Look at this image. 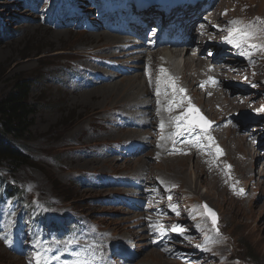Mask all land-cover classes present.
I'll list each match as a JSON object with an SVG mask.
<instances>
[{"label": "rangeland", "instance_id": "rangeland-1", "mask_svg": "<svg viewBox=\"0 0 264 264\" xmlns=\"http://www.w3.org/2000/svg\"><path fill=\"white\" fill-rule=\"evenodd\" d=\"M110 1L120 7L112 11L102 7L98 0H71L72 14L59 7L61 0H30L28 3L0 0V21L9 29L8 34L0 36V97L13 90L16 83L29 82V102L36 110L33 125L20 143L29 162L16 169L0 167V183L4 177L14 192L21 191L22 195L4 197L0 191V264H37V261L39 264H87L90 253L96 259L90 264H98V252L90 249L86 240L88 228L104 235L134 233L132 244L138 245L134 253L139 254L136 259L145 264H231V260H238V264H264V194L255 184L264 179V50L241 55L248 53L246 45L237 48L225 40L229 38L230 29L235 32L237 27L252 25L256 37L250 43L264 44V0H216L212 3L170 0L176 8L166 19L157 3ZM204 9L218 10L219 21L214 20L218 28L209 29L208 36L214 32L220 35L201 46L210 47L212 43L217 47L215 50L223 53L228 61L218 64L234 61L243 64L244 74L237 73L233 79L220 77V80L225 87L236 90L234 94L249 101L238 112L236 108L226 111L219 122L212 119H219V114L212 117L193 101L184 102L178 115L186 114L188 121L200 125L191 130L198 133L203 128L205 133L220 140L201 139L199 145L186 143L185 151L175 153L184 156L183 159L179 157L157 164L159 155L146 156L144 144L126 140L134 137L124 131L116 132L119 134L116 136L104 125L105 122L107 126L105 114L136 97L139 84L124 89L120 85L126 78L110 84L94 80L85 90H76L68 81L82 74L74 65L81 64L85 69L93 64V58H86L87 55L108 57V49L101 48L107 36L96 32L114 33L103 26L127 28L130 31L123 33L132 34L131 39L141 35L138 39L142 43L160 36L171 38L186 32L185 35H189L193 30L181 20ZM200 16L196 19L202 20ZM232 20L240 23L230 25ZM95 27L102 28L95 30ZM59 32L66 33L57 37ZM90 34L99 36L98 40ZM190 53L194 55V49ZM184 55L183 50L178 54ZM121 60L124 62L118 65L127 70L132 68L130 57ZM174 62L180 67L182 58ZM255 74L259 75L257 79L253 78ZM116 85L120 86L118 92L113 89ZM186 85L184 82L183 86ZM212 107L214 110V104ZM190 108L198 109V113L190 112ZM198 116H203L209 124L201 125L196 119ZM227 118L229 121L222 126ZM238 127L244 130L245 140H230L227 137L229 129L238 131ZM250 132L256 135L248 136ZM214 140L221 152L226 148L231 153L235 151L221 162L222 177L232 180L235 166L243 181L240 188L244 190L245 199L234 198L218 180L199 167L208 160L219 166L206 152ZM112 142H123L114 145L120 150L122 159L107 166L110 169L100 170L95 163L98 161L95 158L100 156L98 146ZM74 144L86 146L94 153V158H74L71 151ZM240 150L247 152L245 162ZM113 157L120 159L118 155ZM124 158L137 159L139 163H124ZM140 163L148 168L151 166L154 171L151 177L136 171ZM70 164L73 167L70 168ZM81 168L88 172L117 174L93 177L72 172ZM247 169L254 173V181L242 174V170ZM157 172L168 179H176L181 185L169 190L165 183L161 184ZM89 181L100 182L103 186L90 185ZM176 192L179 193L178 201L174 197ZM14 198L20 199L14 203ZM169 204L177 206L178 215L170 211ZM204 204L218 214L219 235L212 229L209 219L202 215ZM150 223L158 225L157 230L153 231ZM174 225L186 230L183 236L171 232ZM34 227L38 237L32 240L34 231L30 229ZM144 228L155 235L160 233V228L164 229L166 234L160 233L161 237L167 239L165 246L174 256L161 250L158 253L151 247ZM125 261L134 262L127 258Z\"/></svg>", "mask_w": 264, "mask_h": 264}, {"label": "bare ground", "instance_id": "bare-ground-1", "mask_svg": "<svg viewBox=\"0 0 264 264\" xmlns=\"http://www.w3.org/2000/svg\"><path fill=\"white\" fill-rule=\"evenodd\" d=\"M210 1L215 2L216 0ZM211 13H206L211 14L209 19L211 18L213 20L219 21L218 10ZM201 21L202 20H200L198 23ZM198 23H196L195 26H197ZM213 24L214 22L212 21L211 25ZM103 27H107L110 30L114 29L113 25H105ZM101 28L102 27H95V30H100ZM195 28L196 27H193L191 30L194 31ZM207 29H209V27L206 25L205 30ZM122 31L126 30H118L117 34H101L100 31H97L96 33L107 36L105 37V41L102 43L103 45L101 44V48L108 49V57L98 56L99 54L87 55L86 58H93V64L89 62L90 66L85 69L81 64L74 65L77 71L82 74L76 79H71L68 81L70 86L76 90H85L94 80H98L102 84H110L118 79L126 78V82L120 85L124 89L134 86V84H139V87H136L139 91L136 97H133L122 107L109 111L105 114L107 126L105 122L104 125L106 129L110 133L122 131L129 133L134 138L129 137L130 139L126 140L144 144L143 149L147 150L145 152L146 156L153 154L159 155L160 159L157 164L167 162L171 159L184 157L182 155L175 154L176 151H185L184 145L187 143V141H194L197 137L207 140L206 137L211 136L216 140H220L215 138L211 133H197L191 129L184 131L183 127L177 129V122L174 119L176 116H178V112L183 106L184 102L187 101H193L197 106L200 107V110L203 109L208 113H211L210 115L212 117H215L219 114V119L212 118L216 122H219V120L223 118L224 113L231 108H236L235 111L238 112L239 110L243 109L246 104H248L249 100L247 98H244L239 94H234L236 93V90L225 87L220 80V77L233 79L234 76L236 77L237 73L244 74L245 72L242 70V67L244 68L243 64L239 63V61L218 64L219 61L227 60L223 53L215 50L217 47L212 46V43H209L210 47L201 46V44H204L205 42L215 40L220 34L218 32H214L211 37L203 36L202 38H197L190 35L189 40L184 39L182 36L177 38H164L160 36L159 39H153L146 43L142 42L141 44L137 39H131L127 36L121 35ZM65 33L59 32V34L56 36L59 37ZM91 36L96 39L99 37L97 35ZM137 44L141 45L138 46ZM184 49L186 50L185 55L178 56L180 51ZM193 49L195 52L194 55L190 53V51ZM209 53H212L211 58H208ZM127 57H130V61L133 63V66L130 70L118 65L124 62L121 60L122 58ZM180 57L182 58V65L178 67L174 61ZM70 67L73 68L72 65ZM161 68L165 69V73L160 72ZM255 73L259 72L255 71ZM258 77L259 75L255 74L253 78L257 79ZM212 79L217 81V83L213 84L211 82ZM140 80L143 82V85L141 84ZM184 82L187 83L186 86H183ZM115 84H113V86ZM120 86L116 85L113 87L115 92L119 91ZM106 87H108V85L105 86V88ZM157 89H159V95H156ZM180 89H184V91L180 92ZM158 101L159 104L157 103ZM170 104L172 111L167 110ZM213 104L214 110L212 107ZM217 105L220 106L219 110L216 109ZM228 121L229 119L227 118V121L223 122L222 126L227 124ZM237 121H239V119ZM161 122L164 123L163 129L160 128ZM106 129L105 131L107 132ZM237 129L238 131H235L234 129L230 128L227 133V137L231 138L230 140H245L242 134L244 130L240 129L239 127ZM178 131L182 132L183 135L174 136L173 134L177 133ZM253 135H256V133L250 132L248 136ZM116 136H119V134L116 133ZM161 137H164V139H161ZM173 141H175V143H173ZM119 143L123 142H112L98 146L100 156L95 158L98 160L95 161L96 167H99L100 170H106V168L110 169L107 166L113 164V162H119L122 159L120 157V155H122L120 150L114 147L115 144ZM71 149H73L71 151L74 153V158H94L92 157L94 153L88 151L87 147L84 145L74 144L72 145ZM207 151L208 155L213 159V161L219 163V166H216L211 160H208L202 165H199V167L206 170L208 174L218 180L219 183L225 188V191L234 198L245 199L243 194H238L241 189L240 184L243 181L239 177L235 166L232 180L226 181L222 177L221 162L224 158L234 154L235 151H232L231 153L227 148L221 153H217L216 148H207L206 152ZM190 152L192 151H189V153ZM198 154L203 155L202 152H199ZM240 154L242 156V161L245 162L247 158V152L240 150ZM114 155H118L120 159L113 157ZM104 161H106L108 164L103 163ZM123 162L134 164L139 163V160L124 158ZM145 166L146 164L140 163V166L136 169V171L151 177L154 171L151 169V166L148 168L147 165V168H144ZM240 166L246 167L245 165ZM71 167L73 166L71 165L70 168ZM72 172H79V174H86L93 177L117 174V172H88L84 171V168L73 170ZM157 174L160 180L167 185L169 190H173L176 186L181 185L180 182L176 181V179H168L160 172H157ZM242 174L249 177V181H254V173H252V171H249L248 169L242 170ZM262 177L264 178V175ZM88 183L97 187L103 186V184L97 181H89ZM255 184L260 189L261 193L264 194V179L257 180ZM178 194V192L174 194V197L177 201L179 196ZM145 233H147L146 238L151 247L156 248L158 253H160L159 250H161L166 255L170 256L169 253L161 249L165 242L163 237H156V239L163 241H160L161 243H156L155 241L151 242L150 239L152 236H154V232H151L148 228H144V234ZM134 236V233H131L130 235L122 234L120 236L117 234L104 235L96 232V230L93 228H88L86 240L90 246V249L96 250L98 252V264H129L126 263L125 258L128 260L130 259V261H134L132 264H142L143 261H138L136 259L139 254L134 253L138 247L136 243L132 244ZM165 258L170 259V257ZM181 263L185 264L183 262Z\"/></svg>", "mask_w": 264, "mask_h": 264}, {"label": "trees", "instance_id": "trees-1", "mask_svg": "<svg viewBox=\"0 0 264 264\" xmlns=\"http://www.w3.org/2000/svg\"><path fill=\"white\" fill-rule=\"evenodd\" d=\"M28 2L30 0H23ZM54 0H52L53 2ZM71 1V0H67ZM9 29L0 21V36L8 34ZM31 84L20 81L14 89L0 97V167L13 169L29 162L20 143L33 125L36 110L29 102ZM0 191L3 195H13V188L1 180Z\"/></svg>", "mask_w": 264, "mask_h": 264}, {"label": "snow or ice", "instance_id": "snow-or-ice-1", "mask_svg": "<svg viewBox=\"0 0 264 264\" xmlns=\"http://www.w3.org/2000/svg\"><path fill=\"white\" fill-rule=\"evenodd\" d=\"M239 23L240 22L237 21V20L229 21L230 25H237ZM203 27H204V25H201V28H203ZM215 27L218 28V26H215ZM255 37H256V31L253 30V26L252 25H246L244 27H237L235 29V32H233L231 29L229 30V42L233 43L237 48H240L241 44H244V45H246V47L249 50L248 53H243L242 52L241 55H249L251 52H253L255 50H264V44L250 43V41L254 40ZM209 55H212V53H209ZM160 72L161 73H165V69L161 68ZM211 82L213 84L217 83V81H215L214 79H212ZM183 91H184V89H180V92H183ZM159 94H160L159 89H157L156 95H159ZM157 103L159 104V101ZM167 110L168 111H172L171 104L169 105V108ZM189 111L193 112V113H198V109H195V108H190ZM174 119L177 122L176 123L177 129H180L181 127H183L184 131H188L191 128L200 126V125H197L193 121H188V117H187L186 114L178 115ZM196 119H198L201 122V125H205L206 126V125L209 124V122L207 120H205L203 116H198V117H196ZM182 121L184 123H181ZM160 128L161 129L164 128V123L163 122H161ZM202 130H204V129L202 128ZM173 135L174 136L175 135H183V133L178 131L177 133H174ZM161 139H164V137H161ZM206 139H208L209 141H212V137L211 136H207ZM200 140H201V138L197 137L194 141H187V143H195V144L199 145ZM173 143H175V141H173ZM216 152L217 153H221V149L218 146L216 148ZM163 183L164 182L161 181L162 185H163ZM243 191H244L243 189H240L238 194L242 195ZM169 200H171V197H169ZM169 209H170V211L176 213L177 215L179 214L178 211H177V206L176 205L169 204ZM203 209H204V212L202 213V215L207 216L210 219L212 229L217 233V235H219L218 217H217L216 213L211 208H209L207 204L203 205ZM158 227H159L158 225H154V224L150 223V228L153 231L157 230ZM160 231H161V233H163V231H165V230L160 229ZM185 231L186 230L182 226H179V225H174L171 228V232H173V233H175V234H177L179 236H183ZM197 247H201V246L197 245ZM37 264H39L38 261H37Z\"/></svg>", "mask_w": 264, "mask_h": 264}]
</instances>
